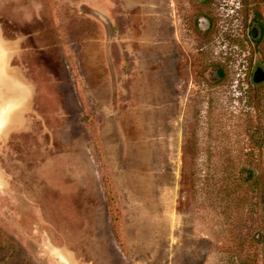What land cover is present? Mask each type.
<instances>
[{"label":"rangeland","instance_id":"obj_1","mask_svg":"<svg viewBox=\"0 0 264 264\" xmlns=\"http://www.w3.org/2000/svg\"><path fill=\"white\" fill-rule=\"evenodd\" d=\"M254 15L0 0V264H264Z\"/></svg>","mask_w":264,"mask_h":264},{"label":"flooded vegetation","instance_id":"obj_2","mask_svg":"<svg viewBox=\"0 0 264 264\" xmlns=\"http://www.w3.org/2000/svg\"><path fill=\"white\" fill-rule=\"evenodd\" d=\"M259 3L263 5L264 0H258ZM244 25L247 53H244L242 68L246 70L243 74L247 82L243 81V83L246 89L257 93L261 89L264 90V19L254 15L248 17Z\"/></svg>","mask_w":264,"mask_h":264}]
</instances>
